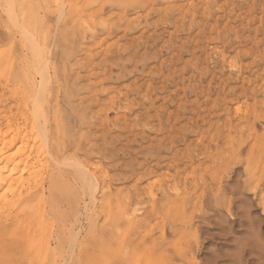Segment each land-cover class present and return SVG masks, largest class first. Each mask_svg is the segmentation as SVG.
Instances as JSON below:
<instances>
[{
    "label": "rangeland",
    "instance_id": "obj_1",
    "mask_svg": "<svg viewBox=\"0 0 264 264\" xmlns=\"http://www.w3.org/2000/svg\"><path fill=\"white\" fill-rule=\"evenodd\" d=\"M120 1L0 0V264H264L260 0Z\"/></svg>",
    "mask_w": 264,
    "mask_h": 264
},
{
    "label": "bare ground",
    "instance_id": "obj_2",
    "mask_svg": "<svg viewBox=\"0 0 264 264\" xmlns=\"http://www.w3.org/2000/svg\"><path fill=\"white\" fill-rule=\"evenodd\" d=\"M119 4H121V1L119 0ZM255 2H258V1H255ZM90 3V2H89ZM252 4L254 3V0H252V2H251ZM106 4V3H105ZM252 4H251V6H252ZM259 5H260V9H261V11L262 12H264V0H260L259 1V3H258ZM256 5V4H255ZM259 5H258V8H259ZM257 6V5H256ZM249 8H251V7H249ZM252 8L254 9L255 7H253L252 6ZM251 8V9H252ZM77 16V15H76ZM262 17H264V14H263V16ZM264 22V21H263ZM89 30V29H88ZM86 32H87V30H86ZM82 48V47H81ZM38 74H39V77H41V79H42V84H39V85H37L36 86V89H35V92L33 93V95H31L29 98V101H30V108H29V112H28V116H26V118L27 117H31L30 119H31V124H30V130H29V133H30V135L33 137V140L34 141H36V140H38L43 134H45L44 132L46 131L45 129H44V123L42 124L41 122V120H43V118L44 117H47V115H46V106H47V96H46V94H44V90H43V87H44V82H45V80H46V76H45V74L46 73H44L43 72V70L41 71V69H40V71H38ZM52 78V77H51ZM40 79V78H39ZM53 80V79H52ZM40 83V82H39ZM53 84V83H52ZM70 92V91H69ZM68 93V92H67ZM67 95V94H66ZM49 96V95H48ZM70 97V96H69ZM68 98V97H67ZM29 103V102H28ZM78 114V113H77ZM44 119H46V118H44ZM44 122V121H43ZM9 123V122H8ZM27 123V122H26ZM1 127V126H0ZM29 128V127H28ZM8 133H14L15 134V136H12L9 140H7L6 138L8 137H6V135L8 134ZM34 134H35V137H34ZM17 136H19V138L17 137ZM26 136V134H23V132H21L19 129H15V128H11V126H9V127H7V129H6V131H2V130H0V184L1 183H6V182H9V181H13V180H15V179H19V177L18 178H12V174L14 173V170H15V164L13 165V163L15 162L14 161V157L15 156H17L18 154H20V152L21 153H23L24 151H23V147L24 146H28L27 144L25 145V143L26 142H28V138H26L25 137ZM6 137V138H5ZM15 137V138H14ZM25 137V138H24ZM24 139H27V141H25L24 142ZM16 140H20L19 142H20V144L18 145V146H16V149H14V147H13V149H14V151H15V153L13 152L12 154L11 153H8V149H10L12 146H15L16 144H15V141ZM31 140V139H30ZM33 140H31V141H33ZM15 144V145H14ZM29 144V143H28ZM34 144V143H33ZM36 148V147H35ZM11 150V149H10ZM31 150H33V149H31ZM30 150V151H31ZM41 150V149H40ZM28 154H30V153H28ZM22 155V154H21ZM25 155V154H24ZM25 158L27 159L28 158V156L26 155L25 156ZM67 162V161H66ZM18 164V163H17ZM17 164H16V166H17ZM11 165H13L14 167H12ZM21 165V164H20ZM20 165H18V166H20ZM28 165V164H27ZM259 165V164H258ZM258 165H255V167H257V169H258ZM9 166H11V167H9ZM8 168H9V170H8ZM20 169V168H19ZM5 170H8L9 172H8V174H7V176H4L2 173H3V171H5ZM259 170H260V176H259V178H257L258 176L257 175H255V178H257V183H256V185H255V183H253V188H254V185H255V187L257 188L258 186H259V184H260V181L262 180L263 181V179H264V161H263V166L262 167H260L259 168ZM212 173V172H211ZM257 173V172H256ZM263 178V179H262ZM202 179H204V178H202ZM252 179H254V178H252ZM256 180V179H255ZM256 182V181H255ZM263 183V182H262ZM264 184V183H263ZM218 187V186H217ZM247 187V186H246ZM262 187V186H261ZM261 187H259L260 189H261ZM220 189V188H219ZM238 190V189H237ZM237 190H235L236 192H237ZM254 191V190H253ZM239 192H240V190H239ZM244 192V191H243ZM243 192H240V193H243ZM260 192H262V191H260ZM234 193V192H233ZM239 193V194H240ZM238 194V193H237ZM254 194V196L253 197H255V194L256 193H253ZM262 194V195H261ZM261 194H259V196H260V198H259V203H260V207H262V210H263V213L262 214H264V194L263 193H261ZM258 196V197H259ZM257 197V198H258ZM254 199V198H253ZM256 200V199H255ZM231 201V200H230ZM229 201V202H230ZM258 201V200H257ZM258 203V202H257ZM221 204V203H220ZM257 205V204H256ZM259 205V204H258ZM221 206V205H220ZM223 207V206H222ZM228 207H229V203H228ZM258 207V206H257ZM223 208H225V207H223ZM226 208H227V206H226ZM261 209V208H260ZM228 211H229V209H228ZM263 220V219H262ZM191 225H193V224H191ZM198 227V226H197ZM199 228V227H198ZM196 230V229H195ZM198 233V232H197ZM174 234V233H173ZM199 235V234H198ZM197 235V236H198ZM249 235V234H248ZM195 236V235H194ZM260 236V235H259ZM198 238V237H197ZM188 239V238H187ZM196 239V238H195ZM191 240H193V239H191ZM191 240H189V241H191ZM197 240V239H196ZM195 241V240H194ZM191 243V242H190ZM193 243V242H192ZM195 243V242H194ZM257 243V242H256ZM198 244V243H197ZM184 245V244H183ZM192 244H190L189 246H186V247H190ZM194 245V244H193ZM192 247V246H191ZM262 250V249H261ZM189 251V250H188ZM188 251L186 252V254H189L188 253ZM254 251H256V250H254ZM175 252V251H174ZM192 252V251H191ZM190 252V253H191ZM195 252H196V250H195ZM194 252V253H195ZM198 252V251H197ZM242 252H246V254H247V252L248 251H246V248L245 249H243L242 250ZM174 255V254H173ZM191 255V254H190ZM189 255V256H190ZM195 255V254H194ZM242 255H243V253H242ZM175 256H177V255H175ZM181 256H182V251H181ZM187 256V255H186ZM244 256V255H243ZM193 257V256H192ZM190 258H191V256H190ZM257 259H264V251L262 252V251H260V252H258L257 253V257H256ZM173 260L175 259V258H172ZM178 259V258H177ZM194 259H195V256H194ZM253 259V258H252ZM255 259V258H254ZM172 260V261H173ZM192 260V259H191ZM157 261V260H156ZM159 261V260H158ZM170 260H168V262H169ZM175 261V260H174ZM246 261V260H245ZM160 262V261H159ZM185 262V261H184ZM183 262V263H184ZM194 262V261H193ZM196 262V261H195ZM235 262H236V260H235ZM252 262V261H251ZM250 262V263H251ZM161 263V262H160ZM159 263V264H160ZM155 264V263H154ZM171 264H172V262H171ZM173 264H175V263H173ZM192 264V263H191ZM194 264V263H193ZM196 264H198V263H196ZM254 264V263H253ZM263 264V263H262Z\"/></svg>",
    "mask_w": 264,
    "mask_h": 264
}]
</instances>
